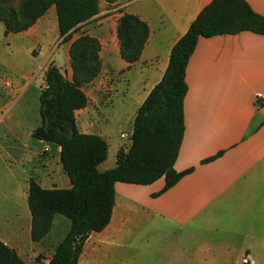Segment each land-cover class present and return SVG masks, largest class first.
Segmentation results:
<instances>
[{"label": "crops", "instance_id": "1", "mask_svg": "<svg viewBox=\"0 0 264 264\" xmlns=\"http://www.w3.org/2000/svg\"><path fill=\"white\" fill-rule=\"evenodd\" d=\"M212 1L117 0L109 5L100 0L99 14L74 35L87 33L102 45L101 73L85 86L88 105L76 113L79 130L100 135L110 148L104 110L120 108L135 120L139 107L162 80L175 43ZM246 1L264 16V0ZM52 11V20L58 24L53 5L31 28L19 33L5 35V24L0 22V123L4 112L25 103L30 79L23 64L19 65L20 56L29 51L31 42L38 43L45 35L49 27L46 18ZM121 11L137 15L149 26L141 57L131 67L120 54L117 26ZM57 44L60 62L54 63L62 72L66 69L70 78V42L61 43L58 33ZM113 78L110 86L104 84ZM186 81L185 133L175 169L193 171L162 193L164 177L149 185L117 182L111 221L101 232L90 234L78 264H113L112 249L124 248L126 241L140 237L135 225L141 219L150 221L157 230L174 224L183 228L177 235H182L181 244L165 248L158 264L165 260L166 264H242L247 260L264 264V35L243 31L200 38L187 65ZM89 87L91 93L87 92ZM38 126L30 128L28 135ZM127 135L131 140L132 133ZM60 150L53 146L43 164L45 170L37 182L44 188L71 186L60 162ZM221 151L223 154L214 160L203 162ZM48 179L56 182L47 186ZM55 218L52 227H69L68 232L71 223ZM117 253L124 258L116 264H144L140 254L123 249Z\"/></svg>", "mask_w": 264, "mask_h": 264}, {"label": "trees", "instance_id": "2", "mask_svg": "<svg viewBox=\"0 0 264 264\" xmlns=\"http://www.w3.org/2000/svg\"><path fill=\"white\" fill-rule=\"evenodd\" d=\"M113 5L117 0H105ZM56 7L61 43L70 42L71 77L51 63L45 71V87L39 95L41 124L31 136L59 146L60 162L69 188H44L33 178L27 192L33 242L51 231L55 215L70 220V229L56 246L48 263L78 264L86 240L111 221L116 202V183L149 185L165 178L164 192L193 168L178 172L184 133V101L188 92L186 70L200 38L251 31L264 35V16L246 0H213L203 7L188 31L175 43L162 80L151 90L137 111L131 146L120 148L116 166L100 171L109 152L100 135L83 133L76 113L88 105L85 86L101 73V42L87 33L74 38L83 23L100 12V0H0V22L5 35L31 28L51 6ZM117 37L120 54L129 67L137 62L149 38V26L137 15L121 11ZM207 158L209 162L222 155ZM0 264H29L0 238ZM242 264H253L250 260Z\"/></svg>", "mask_w": 264, "mask_h": 264}, {"label": "rangeland", "instance_id": "3", "mask_svg": "<svg viewBox=\"0 0 264 264\" xmlns=\"http://www.w3.org/2000/svg\"><path fill=\"white\" fill-rule=\"evenodd\" d=\"M53 15L52 11L46 18L49 27L45 35L38 43L31 42L29 51L24 50L20 56L19 65L23 64L22 67L30 79L25 103L19 104L9 113L4 112L2 115L4 120L0 123V237L12 245L29 264L46 263L53 254L56 244L62 240L69 228L52 227L42 243L33 242L30 236L32 218L27 198L29 181L31 178L38 180L45 170L43 164L47 163L48 155L53 152L52 145L28 135L30 128L41 124L40 101L37 93L45 85V69L55 60L60 62L57 55L58 44L56 45L59 29L57 21L52 20ZM64 74L67 76L66 69ZM113 81L114 78L104 84L110 86ZM91 90L92 88L89 87L87 92L91 93ZM103 118L105 136L110 141V148L107 159L99 167L100 170L115 166L119 147L129 148L131 140L123 137L122 134L132 133L134 124L129 112L125 113L120 108H106ZM51 162L54 166L55 162L53 160ZM55 169L58 171L56 166ZM52 182L56 181L48 179L47 186ZM57 182L62 184L59 186H63V182ZM60 218L70 223V220L62 214H57L55 221ZM151 224L144 219L137 222L135 228L140 237L126 241L124 248L114 247L111 251V262L116 264L124 258L117 253L123 249L130 250L129 254L142 255L144 264H158L157 259L164 254L162 251L165 248L174 247L175 242L181 244L182 235L177 237L178 234L183 233L181 226L166 225L165 230L162 231ZM165 259L170 257L165 256ZM163 264H166V260Z\"/></svg>", "mask_w": 264, "mask_h": 264}, {"label": "built area", "instance_id": "4", "mask_svg": "<svg viewBox=\"0 0 264 264\" xmlns=\"http://www.w3.org/2000/svg\"><path fill=\"white\" fill-rule=\"evenodd\" d=\"M257 97H258V98H261V97H262V95H257ZM122 136H123V137H128V135H127V134H122Z\"/></svg>", "mask_w": 264, "mask_h": 264}, {"label": "bare ground", "instance_id": "5", "mask_svg": "<svg viewBox=\"0 0 264 264\" xmlns=\"http://www.w3.org/2000/svg\"><path fill=\"white\" fill-rule=\"evenodd\" d=\"M2 234V233H1Z\"/></svg>", "mask_w": 264, "mask_h": 264}]
</instances>
